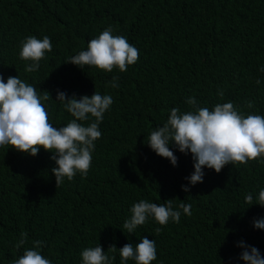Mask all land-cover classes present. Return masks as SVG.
Returning <instances> with one entry per match:
<instances>
[{"label":"trees","instance_id":"1","mask_svg":"<svg viewBox=\"0 0 264 264\" xmlns=\"http://www.w3.org/2000/svg\"><path fill=\"white\" fill-rule=\"evenodd\" d=\"M109 27L139 50L126 72L65 63ZM29 36L52 43L33 72L25 71L32 61L19 55ZM262 68L264 0H0V74L5 82L19 76L41 96L48 91L52 99L44 104L53 127L74 119L57 90L69 98L95 91L113 98L86 176L65 177L57 188L53 153L41 148L33 157L0 147V264H11L34 241L44 242L40 251L51 264H82V250L99 244L105 251L115 244L117 252L107 254L121 264L119 248L144 236L155 240L152 264H245L241 241L264 256V229L254 227L264 206L245 202L251 193L255 203L264 188V157L220 173L205 167L203 183L193 186L185 179L194 172L190 152L170 144L178 158L173 166L146 144L172 108L192 110L191 97L210 110L231 101L245 114L264 115ZM113 77L119 86L106 87ZM169 199L174 206L190 203L191 215L181 210L179 223L166 225L150 216L132 234L123 229L134 203ZM21 232L27 242L17 250Z\"/></svg>","mask_w":264,"mask_h":264},{"label":"clouds","instance_id":"2","mask_svg":"<svg viewBox=\"0 0 264 264\" xmlns=\"http://www.w3.org/2000/svg\"><path fill=\"white\" fill-rule=\"evenodd\" d=\"M51 51L52 43L48 36L42 39L26 37L21 41L19 55L22 60L32 63L25 67V71H37L45 53ZM138 59L139 50L125 36L113 35V29L109 27L98 37L92 38L86 50L69 57L65 63L74 64L81 69L89 66L105 72H112L114 68L126 72L128 66L135 64ZM261 71L264 72V68ZM118 79L113 77L106 87H118ZM256 83L260 84L261 81L258 79ZM57 93V101L61 102L74 119L66 126L53 127L44 104L51 98V94L44 91L41 96L33 85L22 81L19 76H9L5 82L0 74V147L10 145L11 148L33 157L41 148L53 153L50 158L56 167L51 172L55 175L58 188L65 177L72 180L77 173L87 175L95 141L102 136L99 125L105 112L113 104V98L98 91L90 97L84 95L79 98L75 94L69 98L59 90ZM218 95L222 98L224 93L221 91ZM186 103L192 110L181 112L179 108H172L166 123L150 133L146 144L157 155L169 159L173 166H177L178 158L170 149V144L174 143L185 155L190 152L194 172L185 179L191 185L203 183L205 167L220 173L226 165L247 164L250 160L264 157V115L245 114L231 101L218 103L211 110L198 106L195 97L188 98ZM245 106L251 109L254 102L248 101ZM89 117H93L94 121L89 122ZM182 188L185 192L190 191L186 186ZM253 200V194L246 195L245 202L249 205L264 206V188L258 192L255 203ZM180 201L178 206H174L173 199L163 204L140 200L131 206V215L124 222L123 229L132 234L150 216L160 225H166L170 219L179 223L181 210L190 216L192 208L190 203ZM254 227L264 229V218L255 219ZM156 232L159 233L160 229L157 228ZM20 237L15 245L17 250L27 242V233L21 232ZM43 243L34 241L33 247L25 248L23 254L11 264H51L41 254ZM238 246L244 249L240 259L245 264H264V256L257 247L243 241ZM117 249L115 244L110 245L107 251L101 244L87 247L80 254L82 264H113L116 256L107 253L114 254ZM119 255L121 264H126L129 260H134L135 264H152L157 259L155 240L144 236L138 244L128 243L119 248Z\"/></svg>","mask_w":264,"mask_h":264}]
</instances>
